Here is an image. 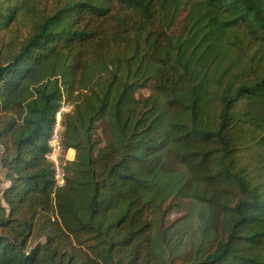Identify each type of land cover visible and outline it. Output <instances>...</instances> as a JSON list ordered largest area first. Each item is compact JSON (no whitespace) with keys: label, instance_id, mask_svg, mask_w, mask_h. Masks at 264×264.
Returning <instances> with one entry per match:
<instances>
[{"label":"trees","instance_id":"1","mask_svg":"<svg viewBox=\"0 0 264 264\" xmlns=\"http://www.w3.org/2000/svg\"><path fill=\"white\" fill-rule=\"evenodd\" d=\"M0 166V264H264V0H0Z\"/></svg>","mask_w":264,"mask_h":264},{"label":"built area","instance_id":"2","mask_svg":"<svg viewBox=\"0 0 264 264\" xmlns=\"http://www.w3.org/2000/svg\"><path fill=\"white\" fill-rule=\"evenodd\" d=\"M71 110L72 104L63 98L55 113L54 122L47 139L46 158L53 167L54 186L56 188H60L64 185L66 178L65 166L67 162L74 159L75 154L72 148L65 149L63 147L61 138L63 116ZM70 150L73 151L72 156H70Z\"/></svg>","mask_w":264,"mask_h":264},{"label":"rangeland","instance_id":"3","mask_svg":"<svg viewBox=\"0 0 264 264\" xmlns=\"http://www.w3.org/2000/svg\"><path fill=\"white\" fill-rule=\"evenodd\" d=\"M69 152L71 156L73 152L72 151H69ZM74 157H75V154H74ZM258 159L259 158L257 154L254 152L248 153L245 156V160L250 165H257ZM0 179H1L0 187L1 188L6 187L8 185V181L4 179V170L1 166H0ZM186 212H187L186 206H183L182 204H177L175 201H169L168 205L166 206V210H164L160 216L164 217V224L168 225V224H171L173 221H175V219H177L178 217H185L184 215H186Z\"/></svg>","mask_w":264,"mask_h":264},{"label":"bare ground","instance_id":"4","mask_svg":"<svg viewBox=\"0 0 264 264\" xmlns=\"http://www.w3.org/2000/svg\"><path fill=\"white\" fill-rule=\"evenodd\" d=\"M70 151H72V150H70ZM73 152V151H72ZM72 156V155H71Z\"/></svg>","mask_w":264,"mask_h":264}]
</instances>
